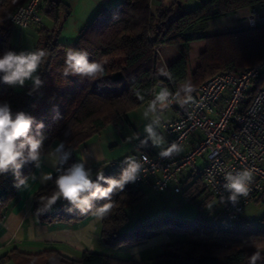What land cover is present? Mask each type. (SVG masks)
<instances>
[{
	"label": "trees",
	"instance_id": "obj_1",
	"mask_svg": "<svg viewBox=\"0 0 264 264\" xmlns=\"http://www.w3.org/2000/svg\"><path fill=\"white\" fill-rule=\"evenodd\" d=\"M25 1L0 0V55L12 50L10 41L15 26L9 17L13 9ZM253 5L264 6V0H205L190 10H183L179 0H169L168 5L154 12L150 9V0H121L101 8L80 30L76 40L65 45L57 39L69 6L64 0H49L44 16L50 18L52 28L48 31L40 27V31L46 33L35 48L48 52L46 62L38 72L44 83L31 91V83L14 89L0 82V102H8L14 113L24 111L36 122L44 124L40 130L44 137L41 155L55 141L58 145L64 144L63 151L71 153L63 165L66 169L78 162L76 152L79 147L102 128L110 125L121 129L128 121L130 111L151 101L159 82H165L172 93L177 91V84L187 78V53L191 42L205 41V47L199 53V65L191 74V84L195 89L216 73H237L264 59V25L211 34L204 32L205 22ZM162 45L181 47L180 56L167 67L172 73L171 80L158 74V47ZM69 48L86 51L90 61L104 63L103 75L94 80L71 75L64 77L65 56ZM261 84L260 79L254 82L248 92L249 98ZM137 93L143 96V100ZM33 132L35 134V126ZM34 165L35 162L25 163L19 170L20 175L28 177ZM123 167L126 165L104 175L118 177ZM57 175L55 170L52 179L33 196L32 212L36 219L41 223L72 224L92 216L81 215L78 208L62 198L51 209L44 208L40 197L51 194ZM197 177L193 179L191 175L185 181L188 184L184 194L193 200L207 193L201 176ZM14 180L11 170L0 175V222L17 192ZM143 197L144 193L139 188L126 185L123 192L113 197L114 206L110 214L100 221L99 236L109 251L142 244L160 233L179 236L162 244L158 253L148 259L88 250L79 252L76 259L55 248L35 253L13 248L0 257V264H250L249 258L257 250L261 251L262 258L256 264H264V215L260 217L258 226L242 216L231 229L219 225V215L209 218L201 211L191 219L169 213L125 228L129 219L127 208ZM211 198L208 194L205 202ZM103 203L96 201L95 206Z\"/></svg>",
	"mask_w": 264,
	"mask_h": 264
},
{
	"label": "built area",
	"instance_id": "obj_2",
	"mask_svg": "<svg viewBox=\"0 0 264 264\" xmlns=\"http://www.w3.org/2000/svg\"><path fill=\"white\" fill-rule=\"evenodd\" d=\"M45 1L19 4L10 14V22L18 28L40 27ZM220 17H231L250 28L264 25V6H248ZM259 79L261 86L249 98L248 92ZM192 95L193 102L184 107L172 103L178 117L161 124L166 137L163 147L176 142L184 150L170 158L159 156L161 147L139 151L133 156L138 160L146 156L148 162L138 180L127 185L140 188L148 184L153 191L180 193L188 184L186 175L195 170L200 158L204 162L201 181L220 206L218 223L231 229L243 216L244 208L264 194V59L237 73H216ZM243 169L252 170L253 181L247 196L233 203L224 188L225 175Z\"/></svg>",
	"mask_w": 264,
	"mask_h": 264
},
{
	"label": "clouds",
	"instance_id": "obj_3",
	"mask_svg": "<svg viewBox=\"0 0 264 264\" xmlns=\"http://www.w3.org/2000/svg\"><path fill=\"white\" fill-rule=\"evenodd\" d=\"M48 52L44 49L33 51L6 50L0 55V82L9 86L23 87L26 82L31 81L32 89L35 91L44 83L38 74L41 65L46 62ZM105 71L104 63L96 60H89L86 51L69 48L66 52L63 76H77L81 79L94 80L103 75ZM158 74L172 79V73L166 68L158 69ZM195 86L191 82H186L172 93L167 87H162L155 94L154 99L147 105L143 115L147 117L150 113L157 111V106L161 109L169 107L172 103L184 107L193 102L192 93ZM181 92L184 93L181 98ZM31 94V92L29 93ZM140 100L143 96L137 93ZM154 124H159L157 117ZM35 126V134L33 128ZM44 127L42 122H36L34 117L24 111L13 112L8 102H0V175L6 174L10 170L15 175L14 187L17 190L29 188L28 177L20 175L21 167L27 162H35L39 168L41 164V149L44 137L40 135V130ZM148 136L141 141V146H146L148 139L152 144L161 147L159 152L161 158H170L173 154H179L184 149L181 144L173 142L164 148L165 140L158 135L153 128V124L145 126ZM134 137H129L131 140ZM64 144L61 142L55 150L50 153L53 167L58 175L55 178V188L50 195L41 196L40 201L45 209L51 207L59 200L68 201L79 209L81 215L91 214L96 221L104 220L113 208V197L124 191L129 183H135L145 163L147 157L138 160L135 156H126L121 162L123 167L118 177L105 176L103 172H97L95 177L90 169L85 168V161L73 163L66 169L63 165L68 161L70 152L63 151ZM35 180V176H32ZM52 174L44 175L43 180H51ZM224 188L230 193L228 199L236 203L240 197L247 196L249 186L253 181V172L250 169H243L235 174L227 172L225 175ZM96 201H104L103 204L95 206ZM70 211V209L68 210ZM261 251H255L249 258L250 264H256L261 259Z\"/></svg>",
	"mask_w": 264,
	"mask_h": 264
},
{
	"label": "crops",
	"instance_id": "obj_4",
	"mask_svg": "<svg viewBox=\"0 0 264 264\" xmlns=\"http://www.w3.org/2000/svg\"><path fill=\"white\" fill-rule=\"evenodd\" d=\"M47 1L49 0L45 1L43 8H45ZM64 1L69 5V7H71V9L68 11L66 18L62 24L58 40H63L64 43H66L65 45L73 43L76 40L80 30L94 18V16L101 8L111 6L114 4L113 2H115V0ZM227 25V29H239L246 27L245 23H240L235 20ZM11 39H17L16 35L13 34ZM204 46L205 42L203 39L191 42L190 50L187 53L189 60L190 58L192 59L197 54H199L204 49ZM158 54V69L161 67L167 69L168 65L174 62L180 56L181 47L180 45H162L158 47ZM189 62L187 68V78L184 82L177 84V90L181 87L182 84L189 81L191 82ZM162 87H167L165 82L163 81L159 82L155 86L153 91V99L155 94L158 93ZM151 101L147 102L141 107H147V105ZM161 113L165 114V120L178 117L177 108L173 104L164 109H161L158 105L157 111L155 113H150L151 115L149 114L147 116L148 119L150 118L149 124H153V128L159 127L153 123V120H155L153 116L156 115L157 117H159ZM137 126L139 128H143L144 126L145 129L146 125L143 121H141ZM136 133L139 138L142 137L139 131ZM142 133L147 132H145V130H142ZM161 136L164 138V140H166L164 133L161 132ZM144 138L146 139V137ZM138 144V146H140V151L146 149L155 150L159 148L153 145L150 139H148L146 146H141L140 139L138 141ZM57 146L58 142H53L46 153L41 155L40 167L37 168L35 164L32 172L30 173V175H28L29 188L24 190H17L14 198L8 205L6 215L3 221L0 222V257L13 248H16L20 252L26 253H35L44 249L55 248L63 255L76 259H78L79 252L84 250L109 254V252L105 251V249L102 247V241L99 236L100 221H96L93 216L72 224H66L62 222L41 223L36 219L32 212V201L35 192L41 187L45 186L48 182V180H43L44 175L48 173L53 174L56 170L52 165L49 154L52 153ZM111 151L112 149H108L107 145H105L103 142H101L100 146L99 144H88V142H86L85 145L79 147L76 155L78 158V162L84 160L85 168L90 169L93 173V177H95V174L97 172H103L105 174L113 171L116 168L115 165L117 161L107 158V155L111 153ZM203 165L204 162L202 160V165H197L195 170L187 174L186 177L188 178L189 176H191V174L192 176L196 174L194 177L200 176ZM33 175L35 176V180L32 179ZM146 188L148 189L150 188V186L148 184H145L139 189L144 193V189ZM58 201H60V199ZM252 204L261 205V212L251 215L246 209ZM219 211L220 206L213 199V205L210 207L206 215L209 218H214L216 215H219ZM262 215H264V194H262L255 202L247 205L244 208L243 218L247 219L252 225L258 226L259 219ZM173 239V235H168L165 233L154 235L142 244L130 246L126 251L128 254L127 256L134 259H148L156 254L162 244L167 243ZM7 264L13 263L8 262Z\"/></svg>",
	"mask_w": 264,
	"mask_h": 264
},
{
	"label": "rangeland",
	"instance_id": "obj_5",
	"mask_svg": "<svg viewBox=\"0 0 264 264\" xmlns=\"http://www.w3.org/2000/svg\"><path fill=\"white\" fill-rule=\"evenodd\" d=\"M120 1L121 0H115V2L113 3L117 4ZM179 1L181 3V7L183 10H190L199 6L201 2L205 0H179ZM168 4H169V0H150V9L152 11H155L156 9ZM70 9L71 7H69V10ZM233 20H234L233 18H216L215 20L211 19L203 24V27H205L204 32L207 34H211L212 32L227 30L228 27L227 24L232 23ZM41 26H40L41 28H45L48 31L51 30L52 24L48 16L46 15L44 16L43 23ZM40 27H37L35 29H33V27L20 28V29H18V27H14L13 34L16 35L17 39H11L10 41L12 50L17 52L35 50V48L39 45V43L43 41V35H45L46 33V32L42 33L40 31ZM58 42L60 44H66L61 39H59ZM189 61H190L189 71L191 78L192 72L199 65V54H197L192 59L190 58ZM29 83H31V81L26 82V84ZM11 87L14 89L22 88L20 86H11ZM146 109L147 107L140 106L130 111L128 114V121L123 124V127L121 129H116L110 125L105 126L87 141L88 144H99L100 146L101 142H103L105 145H107L108 149H112L111 153L107 155V158L117 161L115 166L116 168L120 167L121 165H123L121 161L126 156H133L140 151V146H138L139 139L143 141V139L145 140L144 137L147 138L148 136L147 133H142V130H144V126L143 128H139L137 126L141 121H143L145 125L149 124L150 118L148 119L142 114V112L144 113ZM153 118L156 119L157 116L154 115ZM158 118H159V124L156 125L159 126L160 128L155 127L154 129L158 135H161L162 132L161 123L166 121L165 120L166 116L164 113H161ZM138 131L142 136L141 138H139V136L136 133ZM129 137H134V138L129 140L128 139ZM197 165L198 166L202 165V159L199 158L197 160ZM194 176L193 179L198 178ZM208 194H209L208 192L206 194H201L200 196H198L196 199L193 200L190 199L188 196H186V194H184V191L180 193H175L172 190L157 192V191H153L151 188L148 189L146 188L144 189V197L136 204L130 205L127 208L129 219L125 225V228H130L134 226L138 221H144L154 216H160L169 213L184 219L193 218L198 211L207 214L210 207L213 205L212 198L209 199L207 202H205V196H207ZM261 207L262 206L259 204H252L246 210L251 215H254L261 212ZM173 236L175 239H177L176 236L179 237L178 235H173ZM102 247L105 249V251L109 252V254L111 255H116L121 257H126L128 255L126 251L128 250L129 247H122L114 251H109V249L104 247L103 244ZM158 251L156 253H158Z\"/></svg>",
	"mask_w": 264,
	"mask_h": 264
}]
</instances>
